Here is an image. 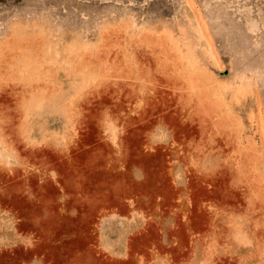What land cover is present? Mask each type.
Here are the masks:
<instances>
[{"label": "rangeland", "instance_id": "rangeland-1", "mask_svg": "<svg viewBox=\"0 0 264 264\" xmlns=\"http://www.w3.org/2000/svg\"><path fill=\"white\" fill-rule=\"evenodd\" d=\"M263 13L0 0V251L264 264Z\"/></svg>", "mask_w": 264, "mask_h": 264}, {"label": "crops", "instance_id": "crops-1", "mask_svg": "<svg viewBox=\"0 0 264 264\" xmlns=\"http://www.w3.org/2000/svg\"><path fill=\"white\" fill-rule=\"evenodd\" d=\"M46 222V220L41 221L42 225ZM42 227L43 226L36 228V236L32 239L28 254L16 250L0 251V264H39L40 254L42 253V249L39 247V239L43 233V231L40 230ZM22 231L25 232V235L28 232L26 229Z\"/></svg>", "mask_w": 264, "mask_h": 264}, {"label": "bare ground", "instance_id": "bare-ground-1", "mask_svg": "<svg viewBox=\"0 0 264 264\" xmlns=\"http://www.w3.org/2000/svg\"><path fill=\"white\" fill-rule=\"evenodd\" d=\"M259 11H260V10H259ZM261 12H262V11H261ZM263 14H264V13H263ZM250 19H251V18H250ZM250 19H249V20H250ZM251 22H252V21H251ZM263 22H264V21H263Z\"/></svg>", "mask_w": 264, "mask_h": 264}]
</instances>
